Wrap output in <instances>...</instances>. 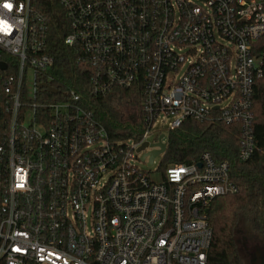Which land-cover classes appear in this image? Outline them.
<instances>
[{
  "label": "built area",
  "instance_id": "obj_1",
  "mask_svg": "<svg viewBox=\"0 0 264 264\" xmlns=\"http://www.w3.org/2000/svg\"><path fill=\"white\" fill-rule=\"evenodd\" d=\"M44 1L0 0V264H206L211 202L238 191L230 164L205 151L154 181L133 158L188 118L239 124L251 157L264 0H58L79 86L55 80ZM132 86L143 130L112 137L94 99Z\"/></svg>",
  "mask_w": 264,
  "mask_h": 264
},
{
  "label": "trees",
  "instance_id": "obj_2",
  "mask_svg": "<svg viewBox=\"0 0 264 264\" xmlns=\"http://www.w3.org/2000/svg\"><path fill=\"white\" fill-rule=\"evenodd\" d=\"M43 5L50 21L49 51L56 58L55 80L79 86L87 79L88 71L76 64V53L64 42L69 25L63 7L58 0H46ZM140 98V88L132 86V89H116L112 94L94 99L93 107L112 137H139L142 124L132 119L131 127L122 106L131 100L139 104ZM253 111L256 148L247 160L239 158V124L200 122L191 118L170 132L162 156L160 169L197 161L205 151L211 152L217 161L230 164V178L238 191L216 196L211 202L208 220L213 239L206 264H254L250 255L256 257L257 253L248 254L250 242L261 251L264 264V66L263 76L255 83ZM133 123L137 124L136 128Z\"/></svg>",
  "mask_w": 264,
  "mask_h": 264
},
{
  "label": "rangeland",
  "instance_id": "obj_3",
  "mask_svg": "<svg viewBox=\"0 0 264 264\" xmlns=\"http://www.w3.org/2000/svg\"><path fill=\"white\" fill-rule=\"evenodd\" d=\"M187 50V47L182 48L181 51L185 52ZM192 56H189L188 59H191ZM188 64V61L185 62L184 66L180 69L179 73L177 76H180L184 70V68L186 67V65ZM32 86H33V74L32 72L28 73L27 76V87H28V91L31 92L32 91ZM130 105L126 104L124 106H122V111L124 113V117L127 116V118L129 120L132 119H137L140 116L138 107H137V103H132V109H130ZM127 110V111H126ZM162 118H164V121L161 119H158V121L156 123H154V125L152 126V128L150 129V135L147 136V141L149 142H153L156 139L157 133L159 130L164 129L166 131V129L169 126V123L171 121V118L167 117V116H161ZM151 148L147 147L143 152L138 154L137 158H133V162L141 169L145 170L147 172V174L150 176V178L154 181H161V179L163 178V169H160V163L162 160V156L163 155H158L155 159H154V163L152 165H149V156L145 157L144 159H142V154L145 152L150 151ZM255 244L253 242L249 243V246H247V252L248 254L251 252V254H253L254 252L259 254H256V257H253L252 255H250V260L252 263L254 264H262L263 263V255H261V251L258 250L257 248L254 247Z\"/></svg>",
  "mask_w": 264,
  "mask_h": 264
},
{
  "label": "water",
  "instance_id": "obj_4",
  "mask_svg": "<svg viewBox=\"0 0 264 264\" xmlns=\"http://www.w3.org/2000/svg\"><path fill=\"white\" fill-rule=\"evenodd\" d=\"M51 91L54 92L55 89L51 88ZM148 146H150V147L159 146L160 147V149H153L152 151H150V153H151L150 164H152L155 156H157L158 154H160L166 150V144L163 143L162 141H160L157 145H155V144L150 145L148 142H145L139 147L138 151L144 150ZM199 165L201 166V163H199ZM258 254H259V252L257 253V255Z\"/></svg>",
  "mask_w": 264,
  "mask_h": 264
},
{
  "label": "snow or ice",
  "instance_id": "obj_5",
  "mask_svg": "<svg viewBox=\"0 0 264 264\" xmlns=\"http://www.w3.org/2000/svg\"><path fill=\"white\" fill-rule=\"evenodd\" d=\"M4 6H5V7H10V5H9V4H5Z\"/></svg>",
  "mask_w": 264,
  "mask_h": 264
}]
</instances>
